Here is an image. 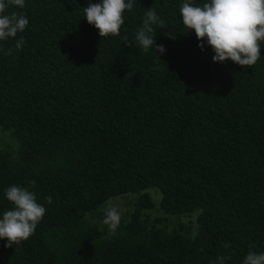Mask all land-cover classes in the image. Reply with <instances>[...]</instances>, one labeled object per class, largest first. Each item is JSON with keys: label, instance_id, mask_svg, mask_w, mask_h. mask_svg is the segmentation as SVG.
Wrapping results in <instances>:
<instances>
[{"label": "trees", "instance_id": "trees-1", "mask_svg": "<svg viewBox=\"0 0 264 264\" xmlns=\"http://www.w3.org/2000/svg\"><path fill=\"white\" fill-rule=\"evenodd\" d=\"M88 2L4 10L29 25L0 41V131L12 140L0 148V212L13 184L46 212L27 240H0V264H241L264 251V43L252 66L214 63L181 0H135L120 34L101 38ZM151 7L159 57L134 41ZM150 189L164 214L196 227L150 222ZM127 194L135 208L115 231L89 220Z\"/></svg>", "mask_w": 264, "mask_h": 264}, {"label": "clouds", "instance_id": "clouds-1", "mask_svg": "<svg viewBox=\"0 0 264 264\" xmlns=\"http://www.w3.org/2000/svg\"><path fill=\"white\" fill-rule=\"evenodd\" d=\"M135 0H89L83 7V18L98 30L103 38L119 35L125 23L124 13L132 10ZM9 6L23 9L25 0H0V41L16 38L26 30L29 20L26 15L4 11ZM179 12L186 31L194 30L203 50L210 46L214 63L231 61L240 66H252L261 57L264 43V0H181ZM154 8H148L142 26L134 34L135 44L144 52L153 46L157 53L165 54L164 45H157L153 25L159 21ZM23 38L16 40L15 48L22 49ZM158 56V55H157ZM159 57V56H158ZM3 197L12 207L0 212V240L5 247L18 245L34 233L37 224L45 215L44 204L28 188L10 185L3 190ZM51 203V198H48ZM121 221L119 211L112 207L105 212L103 223L109 231H115ZM228 247L227 244L224 245ZM227 257L218 256L217 264H226ZM241 264H264V251L249 250Z\"/></svg>", "mask_w": 264, "mask_h": 264}, {"label": "rangeland", "instance_id": "rangeland-1", "mask_svg": "<svg viewBox=\"0 0 264 264\" xmlns=\"http://www.w3.org/2000/svg\"><path fill=\"white\" fill-rule=\"evenodd\" d=\"M12 143V140L10 137L0 131V148L1 147H6ZM150 193L154 208L150 211H147V215L150 218V222H157L161 221L162 223H155L158 227H174L177 226L179 223L185 224L187 227H196V216L192 217H181V218H176V217H171L166 214H164L161 209H160V202H161V193L159 190L156 189H150L148 190ZM138 196L137 195H132V194H127L124 196L112 198L109 201H107L101 209L98 211V213L94 216H90L89 220L97 225L102 232H107L111 233L112 231H109L108 227L103 223V218L105 215V212L108 208H116L120 215H121V220L129 218L131 213L133 212L135 208V204L137 201Z\"/></svg>", "mask_w": 264, "mask_h": 264}]
</instances>
